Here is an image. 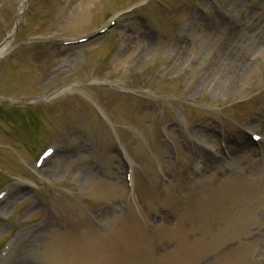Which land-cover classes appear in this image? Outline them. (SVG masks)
<instances>
[{
    "label": "rangeland",
    "instance_id": "1",
    "mask_svg": "<svg viewBox=\"0 0 264 264\" xmlns=\"http://www.w3.org/2000/svg\"><path fill=\"white\" fill-rule=\"evenodd\" d=\"M23 1L0 264H264V0Z\"/></svg>",
    "mask_w": 264,
    "mask_h": 264
},
{
    "label": "bare ground",
    "instance_id": "2",
    "mask_svg": "<svg viewBox=\"0 0 264 264\" xmlns=\"http://www.w3.org/2000/svg\"><path fill=\"white\" fill-rule=\"evenodd\" d=\"M6 44H7V43L5 42V43L3 44V46L0 48V53L3 51V48L5 47ZM70 228H71V233L74 232L75 229H76L74 224L70 225ZM100 236H101V235H100Z\"/></svg>",
    "mask_w": 264,
    "mask_h": 264
},
{
    "label": "water",
    "instance_id": "3",
    "mask_svg": "<svg viewBox=\"0 0 264 264\" xmlns=\"http://www.w3.org/2000/svg\"><path fill=\"white\" fill-rule=\"evenodd\" d=\"M26 1H27V0H25V1L22 3L23 6L25 5ZM17 18H18V13L15 15V27H16Z\"/></svg>",
    "mask_w": 264,
    "mask_h": 264
},
{
    "label": "snow or ice",
    "instance_id": "4",
    "mask_svg": "<svg viewBox=\"0 0 264 264\" xmlns=\"http://www.w3.org/2000/svg\"><path fill=\"white\" fill-rule=\"evenodd\" d=\"M50 151V150H49Z\"/></svg>",
    "mask_w": 264,
    "mask_h": 264
}]
</instances>
